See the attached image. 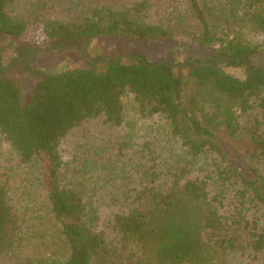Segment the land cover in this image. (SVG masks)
I'll list each match as a JSON object with an SVG mask.
<instances>
[{"label": "trees", "instance_id": "1", "mask_svg": "<svg viewBox=\"0 0 264 264\" xmlns=\"http://www.w3.org/2000/svg\"><path fill=\"white\" fill-rule=\"evenodd\" d=\"M35 24L47 50L86 52L112 37L184 40L215 53L175 64L150 62L132 49L44 71L32 67L42 47L25 38ZM261 34L264 0H0V134L18 161L0 165V264H18L26 254L27 210L13 183L32 164L67 249L52 264H230L263 255ZM7 54L36 78L26 96L3 64ZM127 94L165 119L164 133L178 151L140 169L100 227L99 200L69 177L60 142L99 118L123 124Z\"/></svg>", "mask_w": 264, "mask_h": 264}, {"label": "rangeland", "instance_id": "2", "mask_svg": "<svg viewBox=\"0 0 264 264\" xmlns=\"http://www.w3.org/2000/svg\"><path fill=\"white\" fill-rule=\"evenodd\" d=\"M25 38L42 47L32 67L44 71L85 66L90 58H110L120 51L128 53L132 49L143 53L150 62L169 61L175 64L187 58L203 60L215 53L184 40L130 42L112 37L95 40L86 52L47 50L41 24L29 26ZM256 40L261 45L256 64L262 65L264 34L258 35ZM10 58L11 54H7L3 64L7 66L8 73L20 81L23 96H26L33 89L36 78L10 64ZM229 71L242 75L238 68H230ZM124 100L126 118L123 124L111 125L99 118L75 128L60 142L61 158L66 163L69 177L86 189L88 197L99 200L96 203L101 209L100 227H103L109 212L119 205L127 187L135 183L140 169L147 168L154 161L164 164L171 160L168 158L171 153L178 151V148L174 150L175 144L164 133L165 119L143 111L132 94H127ZM17 162L10 145L0 134V165L15 166ZM37 172L35 164L23 166L13 183L15 200L21 209L27 210L24 226L27 250L18 264H52L67 255L57 226L46 214L45 195L35 179ZM230 264H264V254L258 257L252 254L236 256Z\"/></svg>", "mask_w": 264, "mask_h": 264}]
</instances>
